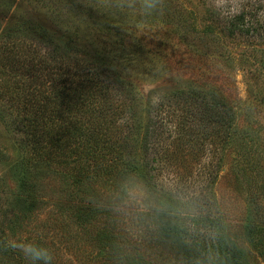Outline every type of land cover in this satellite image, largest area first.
<instances>
[{
  "label": "rangeland",
  "instance_id": "obj_1",
  "mask_svg": "<svg viewBox=\"0 0 264 264\" xmlns=\"http://www.w3.org/2000/svg\"><path fill=\"white\" fill-rule=\"evenodd\" d=\"M66 1L0 0V34H17L22 22L33 24L22 36L27 41L38 37L37 26L55 36L76 31L90 50L102 53L103 46L108 47L103 57L137 105L140 133L149 96L195 90L229 105L231 140L223 144L221 137L205 134L203 142L188 144L180 117L164 118L159 141L172 145V162L154 170L163 190L146 182L140 135L135 141L134 179L121 181L119 167L110 161L87 160L84 167L90 177L74 181L70 159L67 168L57 161L30 167L18 133L0 118V264H43L24 255L20 246L26 243L48 249L52 264H264V223L252 234L245 226L251 197L259 199L264 214V42L230 38L216 22L210 23L212 32L201 33L216 18L213 9L228 15L255 11L264 32V0H99L98 11L90 0L73 8L83 18L68 9ZM101 9L107 12L102 15ZM178 17L191 28L184 31ZM197 34L205 35L208 47ZM27 41L13 46L14 68L19 57L24 62L20 77L32 61L24 47ZM2 63L0 111L23 110V96L16 94L21 90ZM109 134L114 140L122 136L117 127ZM208 175L215 182L206 185ZM30 178L36 183L32 200ZM134 187L143 190L144 200L130 199L127 192ZM171 189L196 192L200 198L211 193L218 204L219 229L155 210V205L175 201L164 192ZM212 231L218 233L216 240L208 238Z\"/></svg>",
  "mask_w": 264,
  "mask_h": 264
},
{
  "label": "trees",
  "instance_id": "obj_2",
  "mask_svg": "<svg viewBox=\"0 0 264 264\" xmlns=\"http://www.w3.org/2000/svg\"><path fill=\"white\" fill-rule=\"evenodd\" d=\"M85 1L84 4L87 5L90 0H67L64 4H68L66 5L68 9H78L82 8V2ZM97 1L99 0H91L95 11L99 10ZM117 10L113 13L119 14ZM73 11L79 16V12L74 9ZM106 12L105 9L100 10L102 15ZM211 12L215 13L216 18L205 24L204 32L201 33L212 32V26L217 23L230 38H241L253 43L264 42V32L259 30L261 25L254 17L255 11L241 10L229 15L221 14L215 9ZM91 18V22H96V19ZM177 20H180V23ZM177 20L184 26V31L191 28L183 18L178 17ZM211 22L213 25H210ZM32 28V23L22 22L15 29L17 34L13 32L0 34L2 68L6 67L4 71L8 70V75L15 78L16 89L21 90L20 92L16 90V94L18 97L23 96L21 101L24 106L20 111L8 112L3 109L0 111V118H4L5 123L18 133V142L26 152L30 167L45 166L57 161L64 163L62 166L67 168L69 165L67 161L70 159L74 161L72 174L74 181H77L90 177L88 169L84 167L87 160L100 163L110 161L119 167L120 180L127 182L135 178L138 170L135 141L137 142L140 135L138 148L140 159H143L146 182H149L153 189L157 183L165 190L155 173L172 162L169 155L172 145L159 141V130L162 132L164 118L168 119L174 114L180 117L187 137L184 141L188 144L203 142L205 134L221 137L223 144L230 142L233 118L229 105L220 99L218 101L208 99L195 90L188 94L178 90L149 96L144 108L145 121L140 133L137 105L128 98V88L122 84L112 66L104 59L103 56L109 53L104 43V53L98 49L92 51L85 41L77 39L76 31L69 33V36L63 34L55 36L54 32L42 26L34 28L38 37L24 40L22 36ZM109 28L112 31L113 25H109ZM199 34L198 41L203 47H208L205 35ZM24 41H27L24 47L27 48L32 61L24 67L25 77H20V68L24 62L23 60L20 62L19 57L14 68L13 62L17 54L13 53V46ZM9 49L12 53L7 56ZM171 100L175 103L172 106ZM181 100L186 106L179 104ZM113 127H117L122 133L118 140L112 139L109 134ZM104 169L111 171L108 167ZM19 175L21 173L18 177ZM208 176L206 185L215 182L211 175ZM29 190L32 194L28 196L32 200L36 183L31 178ZM172 190L164 192L169 194L168 197H175L170 195L173 193ZM202 196L200 199L203 201L205 211L194 223L219 229L218 204L211 193L206 192ZM258 200L254 196L250 198L251 210L245 224L249 234L257 230L259 223H264L263 210ZM162 232L166 234L168 230L163 228Z\"/></svg>",
  "mask_w": 264,
  "mask_h": 264
},
{
  "label": "clouds",
  "instance_id": "obj_3",
  "mask_svg": "<svg viewBox=\"0 0 264 264\" xmlns=\"http://www.w3.org/2000/svg\"><path fill=\"white\" fill-rule=\"evenodd\" d=\"M127 195L132 200L140 199L144 200L146 194L139 187H134L128 190ZM176 197L174 202L165 203L163 205H155L154 208L157 211L165 210L174 214L176 219H191L195 220L201 215L205 209L200 203V196L196 192H174L170 193ZM208 238L216 240L218 233L215 231L208 233ZM24 255L32 261L41 260L43 264H52L53 255L46 249L40 247L38 244L26 243L20 246Z\"/></svg>",
  "mask_w": 264,
  "mask_h": 264
}]
</instances>
